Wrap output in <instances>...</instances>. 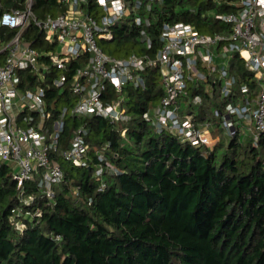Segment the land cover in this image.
Instances as JSON below:
<instances>
[{"label":"trees","instance_id":"1","mask_svg":"<svg viewBox=\"0 0 264 264\" xmlns=\"http://www.w3.org/2000/svg\"><path fill=\"white\" fill-rule=\"evenodd\" d=\"M237 2L153 0L150 9L143 3L113 26V39L101 38L99 44L116 57L147 53L155 58L164 24L185 22L204 34H229L231 25L217 15L237 11ZM24 3L2 0L0 14ZM87 9L95 6L90 2ZM34 10L44 18L64 13L66 7L57 0H34ZM137 14L150 24H136ZM13 34L0 28L4 44ZM25 38L41 50L55 47L33 25ZM42 61L49 64L47 56ZM230 64L232 73L256 87L238 53ZM50 69L46 81L33 70L20 71V87L45 86L53 122L64 107L76 104L77 96L70 81L64 87L53 85L60 72ZM143 77L144 86L125 88L127 121L65 114L58 148L51 153L64 170L63 179L53 185V197L38 185L39 175L19 186L16 163L0 157V264H264V132L258 139L243 131L228 136L214 110H223L229 100L212 81L210 91L209 81L190 82L189 94L179 103L198 125L212 124L211 134L218 139L213 146L159 132L144 117L165 93L159 65H149ZM198 94L202 102L197 104L193 98ZM109 96L118 95L110 88ZM80 126L90 147L86 166L61 155ZM29 196L33 201L27 204L22 199Z\"/></svg>","mask_w":264,"mask_h":264},{"label":"built area","instance_id":"2","mask_svg":"<svg viewBox=\"0 0 264 264\" xmlns=\"http://www.w3.org/2000/svg\"><path fill=\"white\" fill-rule=\"evenodd\" d=\"M57 1L66 7L64 13L41 18L34 10V0H25L23 6L0 14V28L14 31L5 44L0 37V53L5 54L0 64V157L16 163L19 186L39 175L38 185L53 197V185L63 179L64 170L51 153L58 148L65 114L129 120L124 105L125 88L144 86L143 72L151 64L159 65L165 93L153 113L145 112L144 117L159 132L169 130L194 145L215 143L210 123L198 125L193 114L183 112L179 103L189 94V83L195 81L218 84L220 95L229 100L223 110H214L215 115L222 116L221 124L228 136L243 130L258 139L264 132V0H238L237 11L217 15L231 25L229 34H204L185 22L164 24L155 58L147 53L116 57L99 44L101 38H114L116 23L132 16L143 3L150 9L153 0ZM90 2L94 11L87 9ZM134 22L150 24L148 18L139 14L134 16ZM32 25L55 47L41 50L26 39L25 33ZM142 35L151 47L152 39L144 29ZM234 53L241 56L253 73L254 89L231 72L230 59ZM43 56H47L49 64L42 61ZM73 61L79 64L72 66ZM50 64L60 72L53 85L64 87L70 81V89L77 96L76 104L70 109L64 107L60 118L53 122L45 86L37 83L33 88L20 87V71L33 70L40 81H46ZM110 88L117 98H110ZM193 101L201 103L202 97L195 95ZM85 133L83 127H78L70 146L61 152L65 159L82 166L88 165L90 150ZM96 173L101 176L103 167ZM22 200L30 204L33 197ZM20 211L14 209L16 214ZM23 225L18 223L19 228Z\"/></svg>","mask_w":264,"mask_h":264},{"label":"crops","instance_id":"3","mask_svg":"<svg viewBox=\"0 0 264 264\" xmlns=\"http://www.w3.org/2000/svg\"><path fill=\"white\" fill-rule=\"evenodd\" d=\"M1 54V56H0V60H1V62L3 63V59H4V56H5V54L4 53H0ZM1 64V63H0ZM219 88V87H218ZM207 89L209 90H211V85L210 84H208V86H207ZM211 128H212V124H211Z\"/></svg>","mask_w":264,"mask_h":264},{"label":"rangeland","instance_id":"4","mask_svg":"<svg viewBox=\"0 0 264 264\" xmlns=\"http://www.w3.org/2000/svg\"><path fill=\"white\" fill-rule=\"evenodd\" d=\"M57 50L60 51L61 50V44L57 45ZM243 131V130H242ZM243 133L245 134V131H243ZM215 141H217L218 139L214 138ZM213 146V145H211ZM27 216H29V214H27Z\"/></svg>","mask_w":264,"mask_h":264}]
</instances>
